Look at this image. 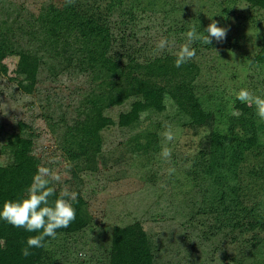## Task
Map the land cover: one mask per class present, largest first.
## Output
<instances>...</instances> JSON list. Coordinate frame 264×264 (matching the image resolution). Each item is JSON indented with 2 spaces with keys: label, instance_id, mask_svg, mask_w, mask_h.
Returning <instances> with one entry per match:
<instances>
[{
  "label": "rangeland",
  "instance_id": "rangeland-1",
  "mask_svg": "<svg viewBox=\"0 0 264 264\" xmlns=\"http://www.w3.org/2000/svg\"><path fill=\"white\" fill-rule=\"evenodd\" d=\"M42 1L0 0L1 37L11 45L33 46L28 31L33 28L40 34V28L46 31L54 25L69 40L77 42V31L64 30L66 23L45 18L46 4ZM170 3L181 8L175 18L180 26L169 28V20L161 12L155 19L122 25L119 21L126 16L115 11L110 18L115 40L112 51L133 52L141 47L140 60L175 53L186 42L184 34L188 30L181 26L184 20L190 22L199 12L207 25L215 20L217 26L228 29V36L212 46H197L193 60L199 66V74L195 84L203 108L214 114L213 126L227 133L230 125L241 133V127L229 124V117L256 109L254 105L233 104V97L242 88L264 97V67L253 60L260 48L264 12L240 0ZM223 7L228 13L222 21L218 11ZM161 38L169 43L163 51L157 48ZM17 61L18 57L12 54L0 60V148L16 133L19 122L30 126L34 133L32 153L39 158V165L61 175V182H53L60 190L65 186L69 191L79 188L89 215L84 229L53 240V264H108L113 227L134 222L140 223L148 235L155 264H264V232L252 245L254 231L235 226L246 214L244 205H251L253 200L244 204L236 199L220 200L215 181L205 170L208 155L201 154L199 145L206 131L193 134L189 118L177 110L168 96L165 110H146L138 122L125 127L117 124L118 115L129 109L131 99L106 108L104 114L115 124L102 130L103 145L96 169L78 171L79 182L72 179L71 166L60 147V123L68 107L88 96L93 84L86 75L71 71L55 77L41 64L36 74L25 79L32 85V91L26 92L18 85L22 76L13 71ZM1 64L7 67L6 72ZM167 131L173 134L172 141H166L163 134ZM147 133L152 138L150 149H136L138 139L144 143L143 135ZM263 133L259 134L262 141ZM165 147L171 149L170 159L162 156ZM8 157V153L0 152V164H5ZM170 168L175 170L171 174ZM228 183L238 181L230 177ZM256 203L255 214L264 218V193ZM243 219L245 227L249 218Z\"/></svg>",
  "mask_w": 264,
  "mask_h": 264
},
{
  "label": "trees",
  "instance_id": "trees-1",
  "mask_svg": "<svg viewBox=\"0 0 264 264\" xmlns=\"http://www.w3.org/2000/svg\"><path fill=\"white\" fill-rule=\"evenodd\" d=\"M240 1L264 12V0ZM170 2L171 0H75L73 5L66 6L64 0H43L42 3L46 4L45 18H49L51 22L57 19L66 23L64 30L77 31L78 41L72 42L54 25L46 31L40 28V34L33 28L30 29L28 40L34 41V45L28 46L32 44L28 43L25 47L13 43L11 45L1 37L3 33L0 31V60L10 54L18 57L13 71L17 76H22L18 85L26 92L32 91V85L25 82V79L36 74L41 64L55 77L71 71L86 75L93 84L88 96L81 97L72 107H68V113L60 123L63 127L60 147L71 166L72 179L78 181V171H95L96 158L103 145L102 130L115 124L111 117L104 114L106 108L121 105L131 99L129 109L118 115L117 124L125 127L138 122L146 110H165V99L168 96L177 110L189 118L188 126L193 134L206 131L201 136L199 145L201 154L206 152L208 155L205 170L212 175L220 200L236 199L237 203L243 204L253 200L251 205H244L246 214L235 226L253 230L250 240L255 245L260 240V232H264V218L254 212L258 198L264 193V141L259 136L260 132H264V124L253 108L247 113L229 117V124L241 127V133H236L235 128L230 125L229 131L223 133L213 126L214 114L205 111L201 104L199 89L195 84L199 66L193 59L177 68L174 66L175 53L145 56L140 60L141 47L133 52L112 51L115 40L111 33L110 18L115 11L120 12L121 17L126 16L119 21L122 25L129 21L155 19L161 12L163 18L169 20V28L180 26L175 18L181 8ZM124 5L125 9L122 8ZM227 13V8L224 7L218 11L222 21ZM207 24L199 12L191 17L190 22L184 20L181 26L188 31L195 27L203 36L207 35L204 31ZM216 42L213 39L211 44L203 46H212ZM199 44L202 43L196 41L192 47L197 49ZM253 60L264 67V29L259 51ZM1 67L6 72L7 67L4 64ZM232 102L241 104L236 95ZM69 113L72 114L69 116ZM150 136V133L143 135L144 143L138 139L136 149L147 152L152 146ZM33 138L31 127L19 122L16 133L11 134L1 145L0 152L8 153L9 157L5 164H0V206L5 200L23 197L40 166L39 158L32 153ZM230 177L238 183L229 184ZM52 186L58 196L60 188L54 184ZM74 191L78 194L77 200L73 202L76 219L68 228L58 229L57 237L79 232L88 225L85 200L80 195L79 188L76 187ZM246 217L249 219H246L243 227V218ZM36 234L14 228L0 220V239L6 242L0 248V264H53L51 244L54 239L51 238H46V248L31 249L33 254L27 258L21 255L26 239ZM108 264H155L151 241L140 223L113 227Z\"/></svg>",
  "mask_w": 264,
  "mask_h": 264
},
{
  "label": "clouds",
  "instance_id": "clouds-1",
  "mask_svg": "<svg viewBox=\"0 0 264 264\" xmlns=\"http://www.w3.org/2000/svg\"><path fill=\"white\" fill-rule=\"evenodd\" d=\"M66 6L73 5L75 0H64ZM211 19V18H209ZM207 35H201L195 27H192L184 35L186 42L179 46L175 52L174 66L179 68L196 56V49L193 43L200 41L204 45L211 44L212 40L221 42L226 38L228 29L217 26V22H212L204 30ZM258 34V30L257 33ZM169 46L166 38H161L157 44L160 51ZM236 99L249 106H255L256 116L264 121V97L254 94L246 88L240 89L236 93ZM166 141L174 139L171 131L164 134ZM165 159H170L171 149L165 147L162 151ZM169 173L174 169H169ZM61 175L45 166H38L30 185L26 188L25 194L18 200H5L0 206V220L5 221L14 228H22L30 233H37L26 239L25 246L21 248V255L25 258L31 256L33 248H46V238L55 239L58 229L68 228L76 219V209L73 202L77 200V192L69 191L65 186L56 195L53 182H61ZM53 197H55L53 199ZM6 242L0 239V248Z\"/></svg>",
  "mask_w": 264,
  "mask_h": 264
}]
</instances>
